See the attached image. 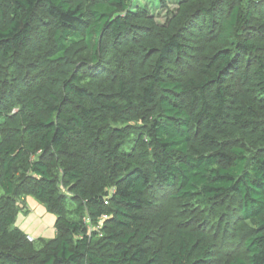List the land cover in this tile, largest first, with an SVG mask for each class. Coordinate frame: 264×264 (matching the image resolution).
Instances as JSON below:
<instances>
[{"label": "trees", "instance_id": "trees-1", "mask_svg": "<svg viewBox=\"0 0 264 264\" xmlns=\"http://www.w3.org/2000/svg\"><path fill=\"white\" fill-rule=\"evenodd\" d=\"M136 3L0 0V264H264V0Z\"/></svg>", "mask_w": 264, "mask_h": 264}, {"label": "rangeland", "instance_id": "rangeland-1", "mask_svg": "<svg viewBox=\"0 0 264 264\" xmlns=\"http://www.w3.org/2000/svg\"><path fill=\"white\" fill-rule=\"evenodd\" d=\"M138 5H149L150 8H151V12L152 14L155 16V18L157 19V21L159 22H163L164 19H165V14L167 12V8L169 9H173L175 7V0H169L167 2V6H162L161 3H159V0H137V3ZM0 195H1V190H0ZM27 198H30L31 201H33L34 203L38 204L39 206H41L40 208H45L41 203H39L38 201H36L34 198L32 197H27ZM29 199V200H30ZM26 203V202H25ZM28 207H30V205L27 203L26 204ZM45 211V209H43ZM35 214V216H37V218L42 221L44 223L43 225V230L45 231V234L41 237H43L44 239H48V238H52L55 234V230H54V227H53V224L51 225H48V218H43L42 217V214L40 213V211L38 209H35L33 208V206L30 208V210H28V212H26L25 214L31 212ZM45 217H48V216H54L52 215L51 213L45 211ZM21 216L24 215L22 212L20 214ZM20 215H18V218L16 220V225L20 226L19 228L21 229L22 227V223L19 219ZM35 236H37V234L35 233L34 234ZM40 236H37L34 238V244L36 246H38L40 244V240L39 238Z\"/></svg>", "mask_w": 264, "mask_h": 264}, {"label": "crops", "instance_id": "crops-1", "mask_svg": "<svg viewBox=\"0 0 264 264\" xmlns=\"http://www.w3.org/2000/svg\"><path fill=\"white\" fill-rule=\"evenodd\" d=\"M30 198L25 197L24 200L26 202V204L28 203L30 205V207L27 206V210H30V208L33 206V208L38 209L40 211V213L42 214L43 218H48V225L54 224V220L55 217L54 216H48L45 217V208H40L41 206H39L38 204L34 203L33 201H31ZM45 209V211L43 210ZM21 213H19L18 215H20ZM24 215H20L19 219L22 223V230L27 234V235H31L33 238L37 237V236H43L45 234V231L43 230V225L44 223L42 221H40L37 216H35L34 213L29 212L27 214L23 213ZM17 215V218H18ZM17 220V219H16ZM18 227H20L18 225ZM37 234V236H35L34 234Z\"/></svg>", "mask_w": 264, "mask_h": 264}, {"label": "built area", "instance_id": "built-area-1", "mask_svg": "<svg viewBox=\"0 0 264 264\" xmlns=\"http://www.w3.org/2000/svg\"><path fill=\"white\" fill-rule=\"evenodd\" d=\"M26 237H27L28 241H33V239H34L31 235H27Z\"/></svg>", "mask_w": 264, "mask_h": 264}]
</instances>
